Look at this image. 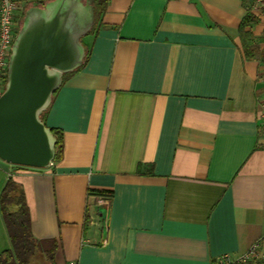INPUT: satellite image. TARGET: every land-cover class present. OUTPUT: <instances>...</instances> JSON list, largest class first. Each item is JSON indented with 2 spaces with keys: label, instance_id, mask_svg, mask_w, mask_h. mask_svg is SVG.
<instances>
[{
  "label": "crops",
  "instance_id": "obj_1",
  "mask_svg": "<svg viewBox=\"0 0 264 264\" xmlns=\"http://www.w3.org/2000/svg\"><path fill=\"white\" fill-rule=\"evenodd\" d=\"M20 1L24 13L37 0ZM249 2L107 1L45 115L61 156L0 166V189L9 175L23 187L32 234L56 240V264H212L264 236V0L247 58Z\"/></svg>",
  "mask_w": 264,
  "mask_h": 264
},
{
  "label": "water",
  "instance_id": "obj_2",
  "mask_svg": "<svg viewBox=\"0 0 264 264\" xmlns=\"http://www.w3.org/2000/svg\"><path fill=\"white\" fill-rule=\"evenodd\" d=\"M92 0L32 3L22 16L0 92V166L47 168L56 137L41 119L63 75L84 60L81 38L93 26Z\"/></svg>",
  "mask_w": 264,
  "mask_h": 264
},
{
  "label": "trees",
  "instance_id": "obj_3",
  "mask_svg": "<svg viewBox=\"0 0 264 264\" xmlns=\"http://www.w3.org/2000/svg\"><path fill=\"white\" fill-rule=\"evenodd\" d=\"M45 1L46 0H37L33 2L42 5ZM107 1L108 0H92L94 22L92 28L85 36L94 34L97 31ZM253 1L254 0H250L246 7V13L238 25L243 52L247 58L253 57L256 52L255 47L253 46L254 39L250 28L259 22V16L252 10ZM247 27L248 29H246ZM85 36L81 38L85 47L83 62L86 61L89 54V48L83 41ZM69 73H65L63 78ZM56 91L57 90L54 91L52 98ZM47 109L40 115L44 124ZM49 128L52 134L56 137L54 158V160H56L61 156L62 138L56 128ZM139 165H137V170ZM88 195L108 197L110 194L109 191L105 190L89 189ZM0 215L10 244L8 248H5L0 252V264H56L54 260L56 240L54 238L39 239L32 234L31 216L24 190L21 184L10 175L6 178L0 189ZM32 260H34V263H32ZM212 264H216L215 259L212 261Z\"/></svg>",
  "mask_w": 264,
  "mask_h": 264
},
{
  "label": "built area",
  "instance_id": "obj_4",
  "mask_svg": "<svg viewBox=\"0 0 264 264\" xmlns=\"http://www.w3.org/2000/svg\"><path fill=\"white\" fill-rule=\"evenodd\" d=\"M254 8H258V0H254ZM24 7L20 0H0V91L6 81L8 57L13 39L21 23ZM260 124L264 126V104L260 112ZM264 236L255 240L249 248L241 254L224 253L215 258L216 264H264V254L261 244ZM70 264H75L74 262Z\"/></svg>",
  "mask_w": 264,
  "mask_h": 264
},
{
  "label": "rangeland",
  "instance_id": "obj_5",
  "mask_svg": "<svg viewBox=\"0 0 264 264\" xmlns=\"http://www.w3.org/2000/svg\"><path fill=\"white\" fill-rule=\"evenodd\" d=\"M84 1V0H83ZM18 31V30H17ZM4 86V85H3ZM2 91V90H1ZM0 91V92H1ZM5 175V172L4 171H2L1 169H0V183H1V180H2V178H3V176ZM23 188V187H22ZM1 216V215H0ZM10 245V244H9ZM9 247V246H8ZM7 247V248H8ZM32 263H34V260H32Z\"/></svg>",
  "mask_w": 264,
  "mask_h": 264
}]
</instances>
